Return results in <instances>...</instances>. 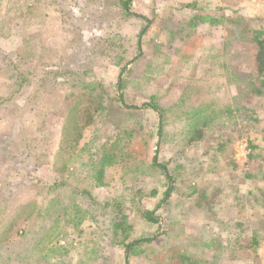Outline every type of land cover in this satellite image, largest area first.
<instances>
[{
  "label": "rangeland",
  "instance_id": "rangeland-1",
  "mask_svg": "<svg viewBox=\"0 0 264 264\" xmlns=\"http://www.w3.org/2000/svg\"><path fill=\"white\" fill-rule=\"evenodd\" d=\"M131 12L151 20L136 59L143 22L124 17L113 0H0V264H125L123 248L113 244L122 236L113 234L117 208L127 214L128 240L154 237L128 264H264V245L248 246L252 231L264 236V210L249 202L264 190L262 133L235 135L223 164L202 155L201 141L183 145L179 119L191 108L203 105L206 114L240 97L255 54L243 25L264 20V0H132ZM117 55L124 59L113 61ZM127 62L119 91V64ZM63 68L86 70L79 88L70 87L75 77L66 72L53 74ZM16 73L25 84L17 85ZM92 82L108 91L104 110L77 144L69 134L71 154L57 155L70 100ZM120 93L126 105L153 96L172 106L157 161L179 165V178L155 209L158 223L135 209L154 210L166 188L151 167L156 117L108 101ZM252 106L264 110L256 99ZM263 128L264 118L256 129ZM127 132L133 137L124 138ZM115 139L121 153L99 180L90 163ZM194 188L205 196L197 201Z\"/></svg>",
  "mask_w": 264,
  "mask_h": 264
},
{
  "label": "trees",
  "instance_id": "trees-1",
  "mask_svg": "<svg viewBox=\"0 0 264 264\" xmlns=\"http://www.w3.org/2000/svg\"><path fill=\"white\" fill-rule=\"evenodd\" d=\"M113 3L118 6L119 11L122 12L124 17H136L139 18L143 22V27L136 35V52L133 56L136 59L139 55H141V38L147 31L148 25L151 23V20L148 19L145 15L136 14L131 12V3L132 0H113ZM196 2H192V7L196 6ZM188 6V5H187ZM190 6V5H189ZM209 23H221L222 17L218 20L214 15H207ZM194 20H197L196 16L191 18V23L194 25ZM246 24L243 25L247 28L248 38L250 42L255 47V54L253 56V70L250 74L244 79V90L241 91L240 97L236 98L232 104L225 105L222 108L214 109L212 108L210 112L208 111L206 114L202 113L201 108L203 105L198 108H191L186 110L184 114L179 115L180 121L183 123V131L184 134L182 139L186 144H183L185 147L188 146H197L201 141L203 144L204 151L202 152L204 157L212 160H222L223 164H227L229 160H231L232 152L230 151V145L232 141L236 138L235 135L240 136L241 133L249 134L250 131H254L255 133H262V141H263V149L262 151V160H264V128L258 132L257 127L261 124V119L264 118V110L259 112L252 106V102L254 99L258 100L261 104H263L264 109V20L261 17L249 18L245 19ZM237 24L241 25V20L237 19ZM111 48V44L109 46ZM117 62H121L123 57L117 55ZM133 58L129 61H133ZM115 59V58H114ZM119 74H118V82L117 89L121 91L123 89V79L122 76L124 73H129L128 62L119 64ZM53 71V70H50ZM62 72L53 73L54 75H59L61 73H65L68 76L75 77V82L70 87H78L81 84V79L86 77V70L81 69L79 71H73V69L63 68ZM21 74L16 73L17 77V85L21 86L26 82L24 76H20ZM18 77H20L21 81L18 82ZM42 79L40 76L37 80ZM36 80V81H37ZM39 83V82H36ZM95 84V88L91 87ZM88 92H86L85 87L83 88L84 93H80L78 95L82 97H76L75 99L70 100V108L67 113L69 117H67V121L64 124V132L63 136H66V140L60 144V148L57 155H64L69 151L71 154V145L69 144L71 141L69 134L75 133V137H73L72 142L77 144L79 140H81L83 136V132L90 128L92 120L94 121L100 113L103 112L104 106L102 104L105 102L103 98L108 93V91H104L102 86L98 83H89L87 85ZM123 95L120 93L116 98L108 99L111 102H116L119 104V108H123L125 110H138L141 108L149 109L153 112L156 117L157 126L155 131V136L157 137V141L155 143L156 148L154 150V155L152 157L151 167L160 171L162 176L165 178V190L163 191L162 200L158 201L155 205L154 210L149 211L146 209H142L139 206H136V212L140 215V217L149 223H158L159 217L155 215V209H157L160 205H162L165 200L170 197L171 193L177 189L175 187L176 182L179 178V165H176L174 168H170V161L166 162H158V153L162 149L164 138L166 137V132L164 129L165 124L169 118V114L172 112V106L167 108L161 107L155 102V98L151 96L149 100L142 104L141 106H132L126 105L123 100ZM250 103V104H249ZM76 121H75V120ZM225 128L226 130H220L217 138H211L209 134L221 129ZM151 133V132H150ZM125 137H133L132 133H125ZM70 141V142H68ZM118 141L115 139V142L111 145L109 150L105 149L102 155H100L99 160H93L90 158L89 160H93L90 165L97 172V176L99 180H101L103 173L106 170V167L112 165V160L117 155V153H121L120 150H117ZM215 143V145H214ZM85 148L80 150H84ZM229 149V151H228ZM65 150H67L65 152ZM183 149L181 150V152ZM65 152V153H64ZM73 152V151H72ZM179 153V152H178ZM212 155V157H211ZM261 155V156H262ZM210 158H209V157ZM250 159L253 156L250 154ZM123 159V158H122ZM120 159V160H122ZM164 160V159H163ZM168 160H175L174 158H170ZM260 174H263L264 179V171L259 170ZM247 179L253 178L254 175L248 174L245 176ZM198 188V186H197ZM195 189L198 193L197 201L205 196V191ZM136 195V194H135ZM151 195H155V191ZM249 200L252 206H259L264 210V190H261L258 195L253 196ZM211 199H214L213 195H210ZM132 201V200H131ZM212 202V201H211ZM202 204V203H201ZM200 204V205H201ZM210 204L207 203V205ZM199 205V206H200ZM110 204L107 205V207ZM115 208V207H114ZM116 211V216L113 218L112 228L114 230L115 237L117 235H122L120 240H116L113 244L121 246L124 251V262L128 264L129 258L134 255L139 244L151 242L154 237L140 238L137 240H128L129 238V226L127 223V214H123V209H114ZM119 219V220H118ZM239 226V224L237 225ZM257 231H252V234L249 236V248L256 249L257 247L264 245V236H260ZM241 241V239H239Z\"/></svg>",
  "mask_w": 264,
  "mask_h": 264
}]
</instances>
